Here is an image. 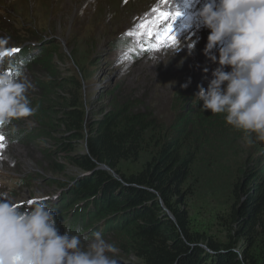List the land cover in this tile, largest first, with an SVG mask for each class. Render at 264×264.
<instances>
[{"label": "trees", "instance_id": "16d2710c", "mask_svg": "<svg viewBox=\"0 0 264 264\" xmlns=\"http://www.w3.org/2000/svg\"><path fill=\"white\" fill-rule=\"evenodd\" d=\"M51 47L31 63L49 77H35L36 92H28L38 111L27 119L36 127L21 129L15 138L53 142L55 158L64 154V164L77 175L85 174L54 184L69 190L58 207L62 213L70 205L73 218L66 225L84 232L102 223L92 233L113 234L119 252L142 264H264V165L245 159L237 166V178L230 179L227 240L192 232L189 213L177 209L176 199L184 203L205 187L214 189L211 176L227 171L221 160L236 149L243 134L227 125L223 114L202 111L196 99L192 107L184 101L183 115L172 126L165 127L132 101L114 105L88 126L92 123L85 120L77 97L79 83L72 78L57 81ZM69 87L72 95L66 93ZM80 143L86 152L73 154ZM56 168L64 172L61 165Z\"/></svg>", "mask_w": 264, "mask_h": 264}, {"label": "rangeland", "instance_id": "374dc122", "mask_svg": "<svg viewBox=\"0 0 264 264\" xmlns=\"http://www.w3.org/2000/svg\"><path fill=\"white\" fill-rule=\"evenodd\" d=\"M204 2L205 0H0V38L8 40V50L23 48V52L34 50L36 54L52 45V63L59 71L57 81L72 78L79 83L77 97L85 120L88 124L92 123L88 126L95 125V119L105 116L114 105L132 101L167 127L182 117L185 109L181 105L184 101H188L189 107L194 106L198 86L207 88L212 78L211 73L217 67L203 54L209 31L197 28L196 12ZM153 9L158 11L153 12ZM159 11L169 13V19H157L154 22ZM177 12L181 15L175 20L171 19ZM141 24L146 27L141 28ZM169 25L172 26V31L163 42L148 40L147 44H143L141 36L136 42H132L133 36L129 40L122 39L125 33H140L139 29L164 34ZM175 37L180 44L185 45L182 50L168 59L165 57L167 62L161 61L151 66L148 55L168 48ZM192 41L197 42L189 54L186 43ZM18 64L33 85L35 77L49 79L40 66L30 64L24 68L23 64ZM185 83H188L186 88L182 87ZM29 92L36 91L32 88ZM66 93L72 95L74 91L69 87ZM19 121L18 124L13 121L15 131L4 139V147L0 149V154L7 155L14 162L10 168L5 165L11 177H19L23 181L12 193L14 201L33 197L55 198L60 193L57 186L54 187L56 182L68 183L75 176L78 179L82 173L77 175L73 167L61 161L65 159L64 154L55 158L57 154H54L53 148L56 145L53 142L45 140L31 144L21 138L17 140L15 137L21 129L36 127L27 118ZM62 133L63 130L60 131L59 140L62 139ZM19 137L22 136L17 138ZM86 148L81 143L73 146V154L85 153ZM245 159L253 163V166L261 164L263 167L264 143L253 142L248 145L243 137L238 141L236 149H231L229 155H224L221 160L227 171L219 169L211 176L210 179H214V189L205 187L184 203L176 199L177 209L189 213L192 232H200L215 240H227L226 221L229 213L226 212L230 211L233 204L228 185L237 178V166ZM57 165L63 167V173L56 170ZM112 192L113 195L116 194L114 190ZM175 206L174 204L173 207ZM58 229L63 234L64 226L60 224ZM84 229L67 232H79L82 246L86 247L91 239L82 235ZM112 236L113 234L103 235L106 241L118 247ZM116 258L118 264H142L140 260L122 251Z\"/></svg>", "mask_w": 264, "mask_h": 264}, {"label": "clouds", "instance_id": "9594fccd", "mask_svg": "<svg viewBox=\"0 0 264 264\" xmlns=\"http://www.w3.org/2000/svg\"><path fill=\"white\" fill-rule=\"evenodd\" d=\"M196 20L198 29L209 31L203 54L217 65L207 88L198 86L196 100L202 111L223 114L248 145L264 143V0H205ZM196 42L186 43L189 54ZM7 44L0 38V136L5 138L15 131L13 121L38 111L28 95L33 84L11 58ZM184 46L175 37L172 45L151 52L148 60L151 66L167 62L165 57ZM13 164L0 154V264H118V247L102 233L94 232L86 247L79 234H60L48 198L33 197L31 207L21 209L12 193L23 181L11 177L5 166Z\"/></svg>", "mask_w": 264, "mask_h": 264}, {"label": "snow or ice", "instance_id": "6c2138e0", "mask_svg": "<svg viewBox=\"0 0 264 264\" xmlns=\"http://www.w3.org/2000/svg\"><path fill=\"white\" fill-rule=\"evenodd\" d=\"M157 11H158L157 9H153V12H157ZM177 15H178V13H176L174 16H171V19L175 20L177 18ZM169 17H170L169 13H165L163 11H159V16H158L159 19L167 20V19H169ZM140 27L141 28H145L146 26L144 24H141ZM170 28H172L171 25H169V27L165 29V32H164L165 39L169 38L168 34L171 33V31L169 30ZM127 34L128 35H132L131 32H129ZM173 42H174V39H173ZM19 51H20L19 49H11V54L18 53ZM4 139H5V137L0 136V149H2L4 147V145H3ZM27 203L28 204H32L33 201L29 200Z\"/></svg>", "mask_w": 264, "mask_h": 264}, {"label": "bare ground", "instance_id": "6f19581e", "mask_svg": "<svg viewBox=\"0 0 264 264\" xmlns=\"http://www.w3.org/2000/svg\"><path fill=\"white\" fill-rule=\"evenodd\" d=\"M27 56V53H25L24 54V57H26ZM54 202H56V200H54V199H48V200H46V203L51 207V205L54 203ZM62 202V198L59 200V205H58V207L60 206V203ZM28 207H31V205H29V206H27V207H25V208H28ZM59 211V210H58ZM75 234H77V233H74V235Z\"/></svg>", "mask_w": 264, "mask_h": 264}, {"label": "water", "instance_id": "95a60500", "mask_svg": "<svg viewBox=\"0 0 264 264\" xmlns=\"http://www.w3.org/2000/svg\"><path fill=\"white\" fill-rule=\"evenodd\" d=\"M102 168H103V169H105V170H107V168H106V167H104V166H103ZM168 215H169V214H168Z\"/></svg>", "mask_w": 264, "mask_h": 264}]
</instances>
